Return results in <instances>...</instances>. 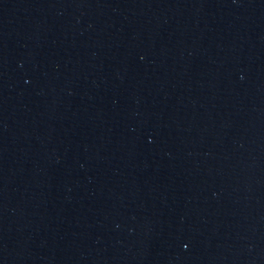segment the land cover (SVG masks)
Returning <instances> with one entry per match:
<instances>
[{"label": "water", "instance_id": "95a60500", "mask_svg": "<svg viewBox=\"0 0 264 264\" xmlns=\"http://www.w3.org/2000/svg\"><path fill=\"white\" fill-rule=\"evenodd\" d=\"M172 0H0V264H137Z\"/></svg>", "mask_w": 264, "mask_h": 264}]
</instances>
